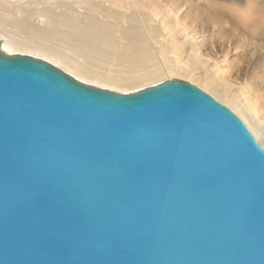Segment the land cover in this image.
I'll use <instances>...</instances> for the list:
<instances>
[{
	"label": "water",
	"instance_id": "95a60500",
	"mask_svg": "<svg viewBox=\"0 0 264 264\" xmlns=\"http://www.w3.org/2000/svg\"><path fill=\"white\" fill-rule=\"evenodd\" d=\"M1 47L0 264H264V149L226 106Z\"/></svg>",
	"mask_w": 264,
	"mask_h": 264
},
{
	"label": "bare ground",
	"instance_id": "6f19581e",
	"mask_svg": "<svg viewBox=\"0 0 264 264\" xmlns=\"http://www.w3.org/2000/svg\"><path fill=\"white\" fill-rule=\"evenodd\" d=\"M152 15L169 28L166 41L159 40ZM170 18L156 0H0L1 49L39 57L101 89L131 93L143 85L132 86H154L166 75L190 80L193 66L210 61L189 37L174 38L180 30ZM187 43L190 64L183 67L176 51ZM189 82L232 109L264 148V118L257 108L237 103L229 84L221 90L204 77Z\"/></svg>",
	"mask_w": 264,
	"mask_h": 264
},
{
	"label": "rangeland",
	"instance_id": "374dc122",
	"mask_svg": "<svg viewBox=\"0 0 264 264\" xmlns=\"http://www.w3.org/2000/svg\"><path fill=\"white\" fill-rule=\"evenodd\" d=\"M220 1L214 0L215 4L211 3L212 0H156L159 7L171 16L170 22L176 23L180 30L178 37L175 34L174 38L179 40L183 35L186 38L189 37L187 39L194 42L196 47L198 46L201 56H205L207 61L210 60L205 62L203 67L193 66L187 77L190 80L182 81L197 83L199 78L204 77L221 90L229 84L228 92L232 93L230 94L234 96L237 103L257 108L259 116L264 118V0ZM153 18L154 25L159 27L161 33L159 40L163 38L166 41L168 36H171L169 28L165 25V21H160V17L153 16ZM187 44L183 45V49L181 47L176 51V54H181L183 67L190 64L191 51L187 48L189 46ZM168 55L172 56L171 52ZM214 59H216L215 67ZM166 77L169 76L166 75L164 80H170ZM171 78L182 79L174 75ZM140 85L147 86L148 83L136 84L132 87ZM211 97L216 100L213 96ZM226 107L242 121L232 109ZM244 125L247 127L245 123Z\"/></svg>",
	"mask_w": 264,
	"mask_h": 264
}]
</instances>
